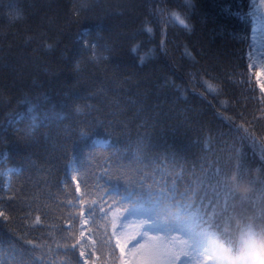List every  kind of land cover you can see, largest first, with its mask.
Segmentation results:
<instances>
[{"label": "trees", "instance_id": "16d2710c", "mask_svg": "<svg viewBox=\"0 0 264 264\" xmlns=\"http://www.w3.org/2000/svg\"><path fill=\"white\" fill-rule=\"evenodd\" d=\"M248 8L249 0H0L3 264H28L33 244L44 256L35 264H123L112 215L99 211L111 201L80 215L99 201L105 170L121 189L176 180L199 204L216 202L201 186L210 168L232 175L241 163L249 191L236 192L227 212L264 228V91L249 68ZM172 12L190 30L168 23Z\"/></svg>", "mask_w": 264, "mask_h": 264}, {"label": "snow or ice", "instance_id": "6c2138e0", "mask_svg": "<svg viewBox=\"0 0 264 264\" xmlns=\"http://www.w3.org/2000/svg\"><path fill=\"white\" fill-rule=\"evenodd\" d=\"M185 3L190 4V0H185ZM76 14L79 15L78 12ZM246 16L251 19L253 25L252 43L248 53L252 61L249 68H252L257 57L264 60V43L257 44V34L264 36V0H249ZM167 22L174 25L178 23L184 29L190 30L186 19L177 12H172ZM145 30L149 34L152 33L150 27H146ZM92 47L95 49L96 45L93 44ZM209 88L212 86L209 85ZM79 138L83 146L87 147L89 134L81 131ZM92 146L97 145L93 142ZM234 173L236 183H242L246 172L241 163L235 165ZM101 175L107 179L101 184V177H96L99 201L92 200L86 209H81L80 215L83 217L87 213L91 216L98 203L104 204L110 200L108 211L105 212L102 206L99 207V211L104 213L105 219L109 214L112 215V233L117 237V246L121 247L122 253L129 245L133 249L139 245L142 248L143 264H192L193 261L196 264H201V261H211L212 264H253L250 261V253L259 241H264V228L245 217L237 219L235 214H228V203L236 199L237 193L229 181L230 175L223 168L217 167L214 170L210 168L201 181V186L211 187L216 202L214 203L213 199H207L205 202V197H201L199 204L195 203L187 190L184 192L178 190L176 180H173L171 185L167 179L157 180L152 184L141 181L137 187L121 189L118 185L110 183L114 177L107 170ZM72 179L75 181L77 177L73 176ZM76 191H80L79 183ZM194 192L195 190L193 194ZM221 196L223 207L218 211L217 204ZM0 217L5 220L9 218L2 210ZM33 223L39 225L41 218L37 216ZM130 224L135 226L134 234L121 245L119 237L124 234L126 225ZM28 243L32 244L31 241ZM40 247L39 244H33L32 248L27 249L28 264H35L44 258L43 254L35 255L36 249ZM71 247L75 248L76 245L73 244ZM2 251L0 248V252ZM17 252L15 245H12L9 249L10 258L14 260ZM19 254L24 256L25 253ZM80 256L84 257L85 253L81 251ZM0 264H3L2 259Z\"/></svg>", "mask_w": 264, "mask_h": 264}, {"label": "rangeland", "instance_id": "374dc122", "mask_svg": "<svg viewBox=\"0 0 264 264\" xmlns=\"http://www.w3.org/2000/svg\"><path fill=\"white\" fill-rule=\"evenodd\" d=\"M264 43V36H261L259 33L257 34V44ZM252 63V61H251ZM258 79L263 83L264 85V60H261L259 57H257L256 62L254 64ZM253 66V67H254ZM135 226L134 225H126L125 232L122 234L119 239L120 243L124 245L134 234ZM127 248V259L126 264H143V255H142V248L138 245L135 249L129 245ZM192 264H196L195 261L192 262ZM201 264H212L211 261H201Z\"/></svg>", "mask_w": 264, "mask_h": 264}, {"label": "clouds", "instance_id": "9594fccd", "mask_svg": "<svg viewBox=\"0 0 264 264\" xmlns=\"http://www.w3.org/2000/svg\"><path fill=\"white\" fill-rule=\"evenodd\" d=\"M229 181L234 185L236 192L243 194L249 191L248 187L243 183H236L235 173L229 176ZM250 261L253 264H264V241L257 243L256 248L250 253Z\"/></svg>", "mask_w": 264, "mask_h": 264}]
</instances>
